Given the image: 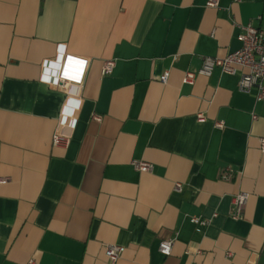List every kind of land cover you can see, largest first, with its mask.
Segmentation results:
<instances>
[{
	"label": "crops",
	"instance_id": "0c3cea01",
	"mask_svg": "<svg viewBox=\"0 0 264 264\" xmlns=\"http://www.w3.org/2000/svg\"><path fill=\"white\" fill-rule=\"evenodd\" d=\"M206 2L0 0V264H108L107 245L116 264H264V103L241 72L182 83L239 49L238 26L264 29V0ZM65 56L88 64L63 91Z\"/></svg>",
	"mask_w": 264,
	"mask_h": 264
},
{
	"label": "built area",
	"instance_id": "2783aa9c",
	"mask_svg": "<svg viewBox=\"0 0 264 264\" xmlns=\"http://www.w3.org/2000/svg\"><path fill=\"white\" fill-rule=\"evenodd\" d=\"M243 0H233L234 3H241ZM205 6L207 8L217 9L219 0H207ZM240 32L237 40L240 47L235 52L229 53L223 58L204 57L201 59V66L197 73L186 72L182 78L183 84L191 85L194 83L196 76L208 78L215 68L222 73L228 75H236L240 73L237 89L241 93L255 92V100L264 103V29L256 28L251 23L244 26H238ZM72 62L70 63V59ZM76 61H83L81 65ZM88 61L84 59L65 56L60 60V66L57 71L54 85L61 90H67L70 86H81L86 72ZM114 61H105L102 65L101 75L108 76L114 68ZM168 79V72H165L160 82L165 84ZM199 122L203 121L201 114L196 116ZM94 121L100 122L99 117H94ZM215 127L220 129L223 124L216 123ZM70 136L63 134L59 130L52 137L53 147H67ZM259 151L264 155V138L259 139ZM133 168L142 173H148L152 170V166L143 161H135L132 163ZM7 183V179L0 177V186ZM175 192H181L182 186L175 184L173 187ZM249 199V194L238 193L233 197V213L231 218L237 220L241 216V212ZM191 223L197 228L207 226V220L193 218ZM173 241H162L158 245V252L163 257H169L172 252ZM124 252V248L117 245H107L103 248V254L108 264H116ZM230 256V254H227ZM26 264H37L33 259L27 261Z\"/></svg>",
	"mask_w": 264,
	"mask_h": 264
},
{
	"label": "snow or ice",
	"instance_id": "6c2138e0",
	"mask_svg": "<svg viewBox=\"0 0 264 264\" xmlns=\"http://www.w3.org/2000/svg\"><path fill=\"white\" fill-rule=\"evenodd\" d=\"M61 51H63V49H61ZM70 59V63L72 62V58H69ZM77 63H79V64H83L84 62L83 61H76Z\"/></svg>",
	"mask_w": 264,
	"mask_h": 264
},
{
	"label": "clouds",
	"instance_id": "9594fccd",
	"mask_svg": "<svg viewBox=\"0 0 264 264\" xmlns=\"http://www.w3.org/2000/svg\"><path fill=\"white\" fill-rule=\"evenodd\" d=\"M81 104H82V102H81ZM74 123H75V122H73V125H74Z\"/></svg>",
	"mask_w": 264,
	"mask_h": 264
}]
</instances>
